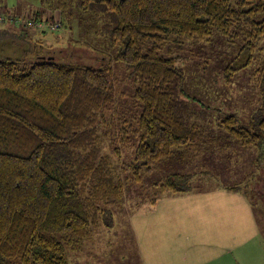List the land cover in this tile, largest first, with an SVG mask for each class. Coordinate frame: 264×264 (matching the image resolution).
Returning a JSON list of instances; mask_svg holds the SVG:
<instances>
[{"label":"trees","instance_id":"trees-1","mask_svg":"<svg viewBox=\"0 0 264 264\" xmlns=\"http://www.w3.org/2000/svg\"><path fill=\"white\" fill-rule=\"evenodd\" d=\"M38 1L44 8L32 22L47 11L69 20L77 10L101 28L135 89H119L109 64L48 57L25 69L0 59V264H68L67 249L111 229L107 217L125 189L143 185L163 161L201 159L225 140L255 149L264 167V0ZM216 36L237 51L225 84L252 69L262 101L248 126L227 115L218 133L191 119L194 98L177 66L188 48ZM214 179L206 171L172 173L152 184L150 204L201 193L198 185ZM243 183L226 188L248 197Z\"/></svg>","mask_w":264,"mask_h":264},{"label":"rangeland","instance_id":"rangeland-1","mask_svg":"<svg viewBox=\"0 0 264 264\" xmlns=\"http://www.w3.org/2000/svg\"><path fill=\"white\" fill-rule=\"evenodd\" d=\"M43 8L38 0H0V59L19 61L25 69L48 57L93 68L109 64L118 80V88L128 95L133 94L132 70L113 60L118 49L110 45L109 36L101 28L88 24L77 10L72 11L69 20L47 11L42 14L40 23L32 22L36 13ZM52 16L55 21L62 23L63 20V23L53 28L54 22L48 21L52 20ZM186 53L188 57L177 66L186 76V94L194 98L189 100L192 120L218 133L220 123L227 115H235L242 126H248L252 118L261 116V98L249 80L252 69L238 74L231 85L224 82V70L237 53L224 38L216 36L209 43L188 48ZM252 150L240 152L244 159L243 169L253 170V175L245 176L246 182L241 188L248 194L245 198L256 207L262 233L260 243L264 245V167L253 165L255 150ZM224 155L229 154L214 153L213 150L211 156L204 160L181 161V158H175L159 163L145 177L143 185L125 189L120 208L110 209L112 215L107 220L111 218L113 222L111 229L96 230L76 250L67 249L68 264H156L155 257L161 248H149L156 217H159V224L161 221L164 223L160 225V230L165 232L167 242L170 243L172 239L168 236L169 232L181 236L177 242L179 246L190 235L196 247L202 248L203 226L208 216L202 211L201 204L206 197L191 193L176 196L165 194L158 198L156 211L154 205L150 204V200L156 196L152 184L172 173H198L204 170L215 173L219 183L234 185L243 181V173L236 172L235 168L238 156ZM215 180L202 182L198 188H212L218 184ZM188 202H193V205ZM196 202L199 204H194ZM168 226L177 230L168 231ZM190 226L189 235L183 238ZM261 244L258 248L264 260V246Z\"/></svg>","mask_w":264,"mask_h":264},{"label":"crops","instance_id":"crops-1","mask_svg":"<svg viewBox=\"0 0 264 264\" xmlns=\"http://www.w3.org/2000/svg\"><path fill=\"white\" fill-rule=\"evenodd\" d=\"M188 102L190 103V101ZM213 150L214 153L224 154L225 152L229 154L223 157L238 156L235 168H237L236 172L243 173L244 179L241 182H246L245 176L253 174L251 173L253 170L243 169L244 159L240 156L241 150L253 152L252 149H244L233 142L226 141L225 143L215 144ZM212 151L208 152L200 160L209 158ZM254 153L255 160L253 165L257 167L258 152L255 150ZM209 173L218 182L217 175L212 172ZM214 185L216 186L212 188L203 187L201 193H191L192 195H201L203 196L202 198L206 197L201 204L202 211L208 216V218H205L203 226L202 248H197L194 239L190 238L189 229L192 226L188 228L183 236V238L186 235H189V237L187 236L186 240L180 243V246L177 242L181 236L177 233L169 232L168 236L172 239L170 243L167 242L165 232L160 230V225L164 223L161 221V224H159V217L155 218V229H152L153 236L150 239L149 248H161L159 254L155 257L156 264H264V260L261 259L262 253H260L258 248L261 244L260 236L262 233L258 225L259 219H257L258 216L256 214L258 213L255 205L252 201L250 203L241 192L226 188L232 185L219 182ZM187 204L193 205V202H188ZM194 204L199 203L196 202ZM158 206L159 203L157 202L154 205L156 211ZM171 229L173 231L177 230L175 227L168 226V231Z\"/></svg>","mask_w":264,"mask_h":264},{"label":"built area","instance_id":"built-area-1","mask_svg":"<svg viewBox=\"0 0 264 264\" xmlns=\"http://www.w3.org/2000/svg\"><path fill=\"white\" fill-rule=\"evenodd\" d=\"M52 21L54 22V24H53L54 27H53V28H57V27L60 26V21H59V20H56V21H55V20L53 19V16H52Z\"/></svg>","mask_w":264,"mask_h":264}]
</instances>
